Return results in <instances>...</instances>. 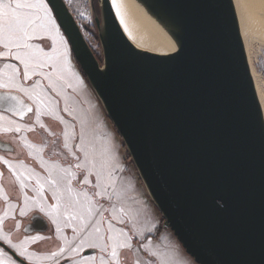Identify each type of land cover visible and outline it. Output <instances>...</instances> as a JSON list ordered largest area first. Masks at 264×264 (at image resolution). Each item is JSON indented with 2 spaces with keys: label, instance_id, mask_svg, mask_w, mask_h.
Returning <instances> with one entry per match:
<instances>
[{
  "label": "water",
  "instance_id": "obj_1",
  "mask_svg": "<svg viewBox=\"0 0 264 264\" xmlns=\"http://www.w3.org/2000/svg\"><path fill=\"white\" fill-rule=\"evenodd\" d=\"M97 1L101 60L67 1L49 6L162 217L198 264H264V110L235 0H134L164 54Z\"/></svg>",
  "mask_w": 264,
  "mask_h": 264
},
{
  "label": "snow or ice",
  "instance_id": "obj_2",
  "mask_svg": "<svg viewBox=\"0 0 264 264\" xmlns=\"http://www.w3.org/2000/svg\"><path fill=\"white\" fill-rule=\"evenodd\" d=\"M112 3L115 5L116 0H112ZM69 55L68 40L60 31L57 18L53 15V8L49 6V0H0V61L5 62L3 68L8 70L7 72L0 70V87L10 90L19 89L36 102L38 105L36 122L42 129L46 128V125L40 121L42 107L46 108L43 112L44 115L64 123L63 117L57 115L58 102L52 101L51 106L46 104V98L43 95L46 90L42 87L40 80L33 82L31 91L25 88L20 81H33L34 77L39 76L48 80L49 86L55 89V80L63 79L64 68L70 67ZM45 69H56V71H45ZM37 89L39 91H36ZM0 100L16 102L11 104V110L21 117L26 112H33L32 107L22 105L15 96L0 97ZM63 111L69 112L68 107L65 106ZM9 123L16 124L15 121H9ZM74 127L73 132L65 131L63 133L65 140L63 147L68 149V154L73 157L75 163H70L67 168L50 170L48 183L53 189L56 203L52 205L38 203L35 207L37 214L31 218V221L42 224L43 219L40 214H43L56 225V232L62 233L59 219H65L67 226L72 227L73 232L76 233L74 240L78 241L71 248L72 255L65 257L72 264H97V259L99 264H181L175 253L162 251L161 245L153 243L151 234L156 232L155 224L147 219L139 221L137 219L140 215L139 210L131 207L119 209L122 214L119 223L126 225L129 221L124 217H130L136 226L135 235L141 241L137 246L133 244V236L125 232L124 228L117 229L111 220H107L105 229L102 225L106 218L101 216L100 219H95L98 210L103 208L100 201H110L112 196L116 195L118 177L115 176V172L122 171V169L104 162L100 163L97 168L96 159L89 158V153L83 144L80 146L84 157L81 160V157L72 151L68 144V140L75 135ZM27 130L31 132L35 129L28 127ZM12 131L20 132V125L16 124L14 128L0 126V132ZM27 147L34 148L36 146L28 144ZM39 151H43V148H40ZM4 163L8 164L9 168L12 167L7 160ZM13 174L15 175L14 169ZM2 176L3 172H0V177ZM16 179L23 188L25 185L20 177L17 176ZM73 181H77L82 186L91 187V193L87 187L74 188ZM43 187L40 185L41 192ZM110 188L112 189L111 193L109 192ZM0 195L7 198L2 185H0ZM97 197L100 199L97 200ZM29 199L25 194V207L28 206ZM20 215L27 216V213L21 211ZM115 218L114 216L113 219ZM3 222L4 218L0 217V228H2ZM0 239L16 249L20 257L26 260L32 258L33 254H29L26 248L13 244L10 236L0 233ZM29 239L35 242L51 239V237L38 234ZM141 250L148 259L141 260L138 257L135 261H131L130 254L134 251L139 253ZM2 251L0 249V253ZM64 254V248H61L58 253H52L57 257ZM74 257L79 259H74ZM10 264H17V262L13 260Z\"/></svg>",
  "mask_w": 264,
  "mask_h": 264
},
{
  "label": "crops",
  "instance_id": "obj_3",
  "mask_svg": "<svg viewBox=\"0 0 264 264\" xmlns=\"http://www.w3.org/2000/svg\"><path fill=\"white\" fill-rule=\"evenodd\" d=\"M60 29H61V27H60ZM61 31L64 35V32L62 29H61ZM69 50H70V52L74 58V55L72 53L70 46H69ZM4 63L5 62L0 61V70L4 71V68H3ZM49 70H52V69H49ZM45 71H48V69H45ZM55 71H56V69H54L51 72H55ZM72 72L81 78L83 76L80 69L78 72H76V70H72ZM35 80H40L42 87L46 90L43 95L46 98V104L48 106H51L52 101L58 102L57 115L63 117L64 123H61L58 119H53L51 116L44 115L43 112L46 110V108L42 107L41 108L40 121L46 125V128L42 129L39 126V124L36 122V109L38 107L36 102L33 99H30L29 96L26 95L24 92L19 91V89H11L10 90L8 88L0 87V94L1 93H7L11 96H15V97H17L18 101L22 102V105L33 108V112H31V113H27L26 108H25L26 114L23 117H21L15 111L11 110V108H2L0 106V117H3V119H1V120L3 122H5V124L8 125V127H13V126L15 127L16 124L20 125V127H21V131L18 133L15 131L8 132L9 134L16 136L17 140L20 143L19 150H17V145H15L13 142H11L10 140H7L5 137L2 136L3 134H6L4 132H0V144L10 143L9 145H5L6 147H8L7 149L10 152H15V153L20 154L24 151L33 160L32 162H30V161L26 160L25 158L8 157V156L4 155L3 153H1V151H0V158H2V159H0V165L5 166L12 173V175L16 181V184L20 190V200L10 198L7 191L5 190V187L1 183V177H0V184L3 186V191L7 196V198H5L4 195H0V198H2L4 200V208H3V211L0 213V217L4 218V222L7 219H15L16 220L15 221V228L18 229V228L22 227L23 230H24V223H22V219L25 216H21L20 212L25 211L27 214H29L31 211L35 210V207L33 206V204H31V206H29V209H28V207H24L25 206V200H24L25 194L22 190L20 183L16 179V177L18 176L17 169H21L27 175H30L29 172H43V173H45V190H46L49 187L48 177H49L50 170H58V168H67L70 163H75V161L73 160V157L68 154V149H65L63 147V145L65 143L63 133L65 131L71 132L72 131L71 125L74 124L73 121H72V123L69 122V119L67 117H65L63 115V113H61V111H60V107L64 106L63 103H61V102H63L64 100L62 99L61 96H59V92L56 89H53L52 87H50L49 82H47V80L43 79L42 77L37 76V77L33 78V81L21 80L20 82L24 85L25 88H28L31 91L32 90V84ZM56 81L64 89L63 92L66 90V92H69L72 95V88L71 87L70 88L65 87V85H63L60 82V81H62V79H56ZM62 88L60 91H62ZM50 90H52V92H50ZM36 91H39V90L37 89ZM55 96H57L58 99ZM75 99L76 98L74 95L73 99L70 100V103L72 104L71 111L75 110V105L73 104L75 102ZM75 119H76L78 132H79L78 133L79 134L78 140L76 141L77 145L74 143V140L71 138L68 140V144H69V148H71L72 151L75 150L77 155H79L81 157V160H83L84 157H83V153L80 151V146H81V144H83V147L88 152V149L90 148V146H88V145L86 146V144L88 142H90L91 139L90 138L85 139L86 137H84L81 140V134H80L81 128H80V124L78 122L79 120L77 119V117H75L73 115V118L71 120H75ZM9 121H15L16 124H10ZM28 127H32L35 130L29 132L27 130ZM59 133L61 134L60 139L62 140V143H60L59 139L57 141L54 140V137L56 135H58ZM28 144H33L36 147L29 148V147H27ZM40 148H43V151H39ZM51 148H54L56 150L55 154L47 155L48 149H51ZM0 149H1V147H0ZM44 152H45V156H44ZM5 160H7L8 163L12 166L11 168H9L8 164L4 163ZM27 166L31 170L28 171V169L26 168ZM13 169L15 170V175L13 174ZM135 169H136V167H135ZM134 174L135 175H133V180L128 178V177H125V176L118 177V181L116 184V189H117L116 195H113L112 199H114L113 197L117 196V197H119V199L122 203L121 206L124 204L125 206H127V208H130V207L132 208V206L134 207V205H135L134 199H132V197L131 198L127 197V194H130L131 190L137 189V187H138L140 194H143V196H142L143 197V203L141 201H137V205H138L137 210H139V212H140V215L137 219L139 221H143V220L147 219L149 222L154 223L155 227L157 228L159 226L160 222H162L161 212L159 211V209L156 207V205L154 204V202L150 198L148 191L145 188V185L143 184L142 180L140 179V176H139L137 169H136ZM19 177H20V179H22L23 183L25 185L29 186V188H30L29 192H30L31 196H28V197L35 198L36 197L35 195L37 194V192H34V190H33V187H32V186H34L33 182L26 179L23 176H19ZM73 187L74 188H78V187L81 188V187H86V186H82L79 184L78 187L74 186V185H73ZM89 188L91 189V187L88 186V189ZM91 190H89V191H91ZM109 192L110 193L112 192L111 188L109 189ZM49 194L51 197V201L55 203L56 202L55 197L51 196V193H49ZM45 205H49V204L46 203ZM9 206H12L10 214L8 216H2L7 211V208ZM105 206L108 209H107V211L102 213V215L104 217H111V213H112L111 209H113V204H112L111 200L110 201L106 200ZM127 208L125 207V209H127ZM100 209H102V208H100ZM117 212H119V209H117ZM99 215H100V213H98V216ZM44 217L50 223L53 235L60 241L59 248L65 249V254L62 256L57 257V256L52 255L53 252L58 253L57 250H54L53 252L33 250V245H37L39 242H42L43 240H38V241L33 242L31 239H29L30 237L38 235V234L45 236V237H50V234L42 233V232H34V231H27V232L25 231L27 234L24 235L20 240L16 241V240L12 239L11 232H9L5 229L4 222H3V226H2L3 232L1 230L0 233L10 236L13 244L18 245L21 248H26L27 252L29 254H33L32 257L35 256V258L36 257L41 258V261L27 260L29 263L64 264L66 261V259H64V258L66 256L72 255L71 248L74 247L75 244L78 242V241L74 240V236L76 235V233H74L72 227H69V226L61 228L62 233H58V232H56V225L51 223L50 222L51 220L49 221V218L47 216H44ZM127 220L129 221L128 223L130 224V222H131L130 217H127ZM62 221H65V219L60 218L59 223ZM60 227H62V226H60ZM134 227L136 228L135 225H134ZM132 231H134V229ZM133 235H134V237H133L134 242L135 241L141 242L136 237L135 234H133ZM0 240L3 241V243H5L4 240H2V239H0ZM152 240H153V243L155 242L158 245H161L162 251H167L169 253H175L176 258L181 261V264H197V262L194 260V258L189 253L186 252V250L184 249L182 244L179 242V240L177 239V237L175 236L174 233L163 234V232H161L158 238H152ZM5 244L8 247H10L7 243H5ZM10 248L15 253L17 252L16 249H13L12 247H10ZM0 249L3 250L2 253H0V256L5 258L6 263L10 264L11 261L15 260L17 262V264H26V263L22 262L21 260L17 259L7 248H5L1 244H0ZM135 253L139 254L135 251L132 254H130V260L131 261H135ZM74 258H77V257H74Z\"/></svg>",
  "mask_w": 264,
  "mask_h": 264
},
{
  "label": "rangeland",
  "instance_id": "obj_4",
  "mask_svg": "<svg viewBox=\"0 0 264 264\" xmlns=\"http://www.w3.org/2000/svg\"><path fill=\"white\" fill-rule=\"evenodd\" d=\"M66 1L69 4L72 11L74 12L76 18L78 19V21L82 27L87 25V24H93L96 28L95 14H96V12H99V6H98L97 0H95L94 2L92 0H66ZM57 23H58V21H57ZM60 31H61V29H60ZM61 33H62V31H61ZM86 38H88L87 40L90 42V45L98 54L97 57L101 60L102 48H101L100 42L93 40L91 37L90 38L86 37ZM68 46H70L69 43H68ZM246 46H247L246 48H247L248 58H249V62L251 65V69H252L253 77L255 80L256 87H257V91L261 94V98H262V101L264 103V47H263L264 45L260 44L259 42L253 41V42H249V44ZM69 59H70V67L64 68V71H63V77L64 78L60 82L63 85H65V87H67V88L71 87L72 88V95L69 92H66V90L63 92L64 89L60 86V84L56 80H55V89L59 92V96H61L62 99L64 100L63 102H61V103H63L64 106L63 107L59 106L61 113H63V115L69 119V122L72 123V121H73V123H74L73 125H71V127H72L71 132H73V126H75L74 127L75 135L72 136L71 139H73L74 143L77 145L76 141L78 140V136H79L78 127H77L76 119L71 120L73 118V115H74L79 120V121L78 120L77 121L80 124V128H81L80 134L82 135V137L83 138L86 137L85 139H88V138L91 139V141L88 142L86 144V146L87 145L90 146V148L88 149L89 158L91 159L94 157L96 159L97 168H99V165L102 162L110 163V164L118 166L119 168L122 169V171H116L115 172L116 177L125 176V177H128V178L133 180V175H135L134 173L136 171L135 165L131 160V157H130L127 149H126V146H125L120 134L118 133V131L115 128L114 124L112 123L111 119L109 118L106 111L104 110L100 100L98 99L95 91L91 87L87 78L83 74H82L83 76L81 78L72 72V70H76V72H78L79 68H78L71 52L69 55ZM53 70L54 69H52V70L48 69V71H53ZM7 71H8L7 69H4V72H7ZM5 81H6V77H5ZM47 82H48V80H47ZM61 88H62V91H60ZM50 92H52V90H50ZM6 95H9V94L4 93V95L2 97H6ZM74 95L76 98L75 102L73 103L75 105V110L71 111L72 104L70 103V100L73 99ZM55 97L58 99L57 96H55ZM0 106L2 108L5 106V100H2V101L0 100ZM65 106L68 107L69 112L63 111ZM1 121H0V126L8 127V125H6L5 122H3V121L1 122ZM13 128H14V126H13ZM60 135H61L60 133L58 135H56L54 137V140L57 141L59 139L60 143H62V140L60 139V137H61ZM9 144L10 143H4V146L9 145ZM0 147L3 148V145L0 144ZM55 152H56V150L54 148L48 149L47 155L55 154ZM44 156H45V152H44ZM26 168L28 169V171L31 170L30 168H28V166ZM3 171H4L3 165H0V172H3ZM17 171H18L17 172L18 176H23L26 179L33 182V184H34V186H32L33 190H34V192H37V194L35 195L36 196L35 198L29 197L30 199L28 200V206H27L28 209H29V206H31V204H33V206L36 207V205L38 203H44V204L48 203L49 205L56 203V202L54 203L51 201V197L49 194V193H51V196H54L52 187L49 185V187L45 190V173H43V172H29L30 175H27L21 169H17ZM20 180H22V179H20ZM38 181H39V183H38ZM40 185L44 186L42 192L40 191ZM73 185L78 187L79 183L77 181H73ZM86 187L88 188V186H86ZM29 189L30 188L27 185H25L22 188L24 194H26L27 196H31ZM88 190H91V189L89 188ZM91 191H89V192L91 193ZM142 196H143V194H140L138 187H137V189L131 190L130 194H127V197H129V198L132 197V199H134L135 205H134V207L132 206V208L137 210V206H138L137 201H141L143 203V197ZM43 197H46V199H43ZM113 198L114 199H111V202L113 204V209H115V210L111 209L112 210L111 217H104L102 215V213H104L108 209L105 206L106 200H102L100 202L103 204V208L98 210V213H100V215L99 216L97 215L95 217V219L98 220V219H100L101 216L106 218L104 224L102 225V227L105 229L107 227V220H111L113 225L115 226V228H117V229L124 228L125 232H127L129 235L131 233L135 234L136 228L134 227V224L132 221L130 222V224L127 223L126 225L119 223V219L121 218L122 214L117 212V209H120L121 207L127 208V206H125L124 204L121 206L122 203H121L119 197L115 196ZM96 199L99 200L100 198L97 197ZM11 209H12V206H9L7 208V211L2 216H8L10 214ZM32 212H35V210L31 211L24 218H28L32 214ZM114 216L116 217L115 219H113ZM124 219L127 220V217H124ZM50 220L51 219L49 218V221ZM162 223H163V221L160 222L159 225H162ZM60 226H62L61 228L68 227L66 221L60 222ZM133 229H134V231H132ZM1 230H2V228H0V231ZM2 232H3V230H2ZM161 232H163V234L173 233V231L171 230V227H170V229L164 230V229H162V226H161ZM140 243L141 242H139V241L138 242L133 241L134 246H137ZM154 244L158 245L155 242H154ZM47 246H48V244H47ZM60 249L61 248H57L56 249L57 252H59ZM33 250H35V249H33ZM46 252H53V251H46ZM139 254L135 253V260L138 257L141 260L148 259V257L143 253L142 250L139 252ZM64 259H66V258H64ZM74 259H79V258L77 257ZM30 260L41 261V258L40 257L35 258V256H33ZM0 264H9V263H6L5 258L0 256ZM64 264H72V262L70 260L66 259ZM97 264H99L98 259H97Z\"/></svg>",
  "mask_w": 264,
  "mask_h": 264
},
{
  "label": "bare ground",
  "instance_id": "obj_5",
  "mask_svg": "<svg viewBox=\"0 0 264 264\" xmlns=\"http://www.w3.org/2000/svg\"><path fill=\"white\" fill-rule=\"evenodd\" d=\"M110 1L119 23L135 45L156 53L174 51L171 41L134 0H116L115 5ZM235 3L246 45L253 41L264 45V0H235ZM258 95L264 110L259 92Z\"/></svg>",
  "mask_w": 264,
  "mask_h": 264
},
{
  "label": "trees",
  "instance_id": "obj_6",
  "mask_svg": "<svg viewBox=\"0 0 264 264\" xmlns=\"http://www.w3.org/2000/svg\"><path fill=\"white\" fill-rule=\"evenodd\" d=\"M82 28H83V32H84L86 37H89V38L91 37L93 40H95L97 42L99 41L96 28L93 24H87V26H83ZM95 53L98 56L96 51H95ZM74 59H75V57H74ZM75 61L78 65L79 69L81 70L82 74L84 75L78 61L76 59H75ZM2 136L5 137L7 140H10L11 142H13L15 145H17V150H19L20 143L17 140L15 135L6 133V134H3ZM0 151H1V153H3L4 155H6L8 157L25 158L26 160H28L30 162L33 161L24 151L20 154L15 153V152L6 151V150H1V149H0ZM3 167H4V171H3V176L1 177V183L5 187V190L7 191L10 198L20 200V190L16 184V181H15L12 173L5 166H3ZM3 208H4V200L2 198H0V213L3 211ZM29 217L23 218L22 223H25L29 219ZM163 220H164V218L162 217V221ZM15 221H16L15 219L5 220L4 227L7 231L11 232L12 239L17 241V240H20L24 235H26V232L23 230L22 227L16 229L15 228ZM47 223H49V222L47 221ZM45 233L50 234L51 239H44L42 242H39L37 245H33V249H35L37 251H54L57 248H59L60 241L53 235L50 223H49V227ZM160 233H161V225H159L156 228L155 233L151 234V238H158ZM131 235L134 237V235L132 233H131ZM47 244H48V246H47ZM7 249L10 250L11 248L7 247ZM22 261L26 264H35V263L26 262L25 259H23Z\"/></svg>",
  "mask_w": 264,
  "mask_h": 264
},
{
  "label": "flooded vegetation",
  "instance_id": "obj_7",
  "mask_svg": "<svg viewBox=\"0 0 264 264\" xmlns=\"http://www.w3.org/2000/svg\"><path fill=\"white\" fill-rule=\"evenodd\" d=\"M4 95V93H1L0 94V97H2ZM6 96H11V95H6ZM2 101V100H1ZM20 102V101H19ZM14 103H16V102H10V101H8V100H5V106L3 107V108H11V104H14ZM21 104H22V102H20ZM24 104V103H23ZM2 145H3V148L1 147V150H8L7 148L8 147H6V146H4V143H2ZM9 151V150H8ZM34 214H37V213H35V212H33L31 215H30V218L24 223V231H34V232H42V233H45L46 232V230L48 229V227H49V223H47V219H45V217L44 216H42V214H40L41 216H42V219L43 220H45V226L44 225H42V226H40L39 225V227H38V224H39V222H32L31 221V218L33 217V215ZM26 229V230H25ZM27 234V233H26ZM26 260V259H25ZM23 262V261H22ZM26 262H28L27 260H26Z\"/></svg>",
  "mask_w": 264,
  "mask_h": 264
},
{
  "label": "built area",
  "instance_id": "obj_8",
  "mask_svg": "<svg viewBox=\"0 0 264 264\" xmlns=\"http://www.w3.org/2000/svg\"><path fill=\"white\" fill-rule=\"evenodd\" d=\"M162 229L167 230L170 229V224L164 219L162 223Z\"/></svg>",
  "mask_w": 264,
  "mask_h": 264
}]
</instances>
